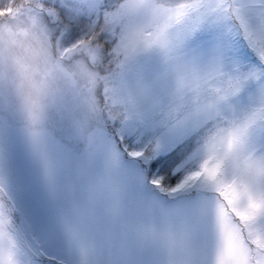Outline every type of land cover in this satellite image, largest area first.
<instances>
[{
	"label": "snow or ice",
	"instance_id": "snow-or-ice-1",
	"mask_svg": "<svg viewBox=\"0 0 264 264\" xmlns=\"http://www.w3.org/2000/svg\"><path fill=\"white\" fill-rule=\"evenodd\" d=\"M0 264H264V0H0Z\"/></svg>",
	"mask_w": 264,
	"mask_h": 264
}]
</instances>
